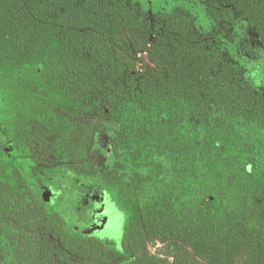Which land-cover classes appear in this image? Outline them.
Masks as SVG:
<instances>
[{
	"label": "trees",
	"instance_id": "trees-1",
	"mask_svg": "<svg viewBox=\"0 0 264 264\" xmlns=\"http://www.w3.org/2000/svg\"><path fill=\"white\" fill-rule=\"evenodd\" d=\"M0 73L125 216L79 232L1 169L0 264H264V0H0Z\"/></svg>",
	"mask_w": 264,
	"mask_h": 264
},
{
	"label": "flooded vegetation",
	"instance_id": "flooded-vegetation-1",
	"mask_svg": "<svg viewBox=\"0 0 264 264\" xmlns=\"http://www.w3.org/2000/svg\"><path fill=\"white\" fill-rule=\"evenodd\" d=\"M17 78L19 76L7 77L0 73V170L13 179L15 186L17 181L29 185V180L30 183L34 180L36 189L47 204L65 217L71 213L73 219L70 221L66 217V220L75 230L79 227L76 223H81L79 220L97 228L104 227L108 217L93 213L92 202L97 195L90 190H99L103 195L98 197L108 198L117 211L123 212L110 193L97 186L95 176H91L96 173L97 166L95 145L84 160L65 161L61 127L54 140V127L44 129L34 117L32 91L28 90L29 77L26 76L28 85L24 87ZM79 167L89 171V176L81 174ZM60 203H67L69 210L58 208ZM123 225L124 222L122 228ZM80 232L98 237L97 233L89 232V228H82ZM119 239L111 241L118 245Z\"/></svg>",
	"mask_w": 264,
	"mask_h": 264
},
{
	"label": "rangeland",
	"instance_id": "rangeland-1",
	"mask_svg": "<svg viewBox=\"0 0 264 264\" xmlns=\"http://www.w3.org/2000/svg\"><path fill=\"white\" fill-rule=\"evenodd\" d=\"M137 60V65L140 68H144L145 70L148 69L149 67H151V64L149 62V60L147 59L146 55L140 56L136 58ZM50 191V190H49ZM93 192V194L97 195L95 196L94 202H92V204L94 205L93 208V213L96 215L98 214V216L103 217V216H107V221L104 224V227H95V225L92 226V224L90 223V225L85 224L86 221H82L79 220V224L76 223V225H78V231L80 232L81 229H87L89 228V232H94L97 233L98 237L102 238V239H118L121 237L122 234V224L124 222L125 216L124 214L120 213L119 211H117L115 209V207L112 205V203H109L108 198H101L98 197V195L102 194L99 190H90ZM57 191H54V193H56ZM103 195V194H102ZM82 201V199H81ZM85 201V199H84ZM88 202V200H87ZM67 203L63 204H57L58 208L63 209L62 211H68L69 210V206L66 205ZM97 208V209H96ZM67 219L71 221V219H73L71 213L68 214ZM71 224V222H70ZM73 225V224H72ZM103 228V230L101 229ZM98 229V230H97ZM102 230V231H100ZM158 242L157 245L155 246H149L148 250L153 252L154 248L156 246H158Z\"/></svg>",
	"mask_w": 264,
	"mask_h": 264
}]
</instances>
